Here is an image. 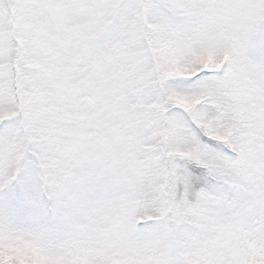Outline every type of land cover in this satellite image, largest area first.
Returning <instances> with one entry per match:
<instances>
[{
    "label": "snow or ice",
    "instance_id": "6c2138e0",
    "mask_svg": "<svg viewBox=\"0 0 264 264\" xmlns=\"http://www.w3.org/2000/svg\"><path fill=\"white\" fill-rule=\"evenodd\" d=\"M0 264H264V0H0Z\"/></svg>",
    "mask_w": 264,
    "mask_h": 264
}]
</instances>
